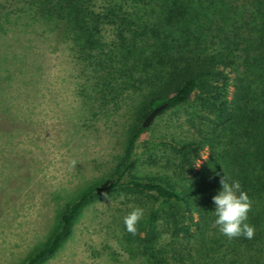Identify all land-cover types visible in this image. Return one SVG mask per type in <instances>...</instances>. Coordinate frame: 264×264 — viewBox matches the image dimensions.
<instances>
[{"label": "trees", "instance_id": "1", "mask_svg": "<svg viewBox=\"0 0 264 264\" xmlns=\"http://www.w3.org/2000/svg\"><path fill=\"white\" fill-rule=\"evenodd\" d=\"M19 17L28 21L25 44L9 39ZM47 34L68 46L83 102L117 105L131 92L142 99L110 176L65 205L25 264L54 257L102 194H123L129 213L144 209L136 235L120 214V244L131 262L264 264V0H0V117L11 126L18 100L39 93L29 49ZM196 99L203 109L189 120L194 134L153 142L158 156L142 176L137 150L154 125L143 128L147 115ZM223 173L252 201V239L229 240L213 227Z\"/></svg>", "mask_w": 264, "mask_h": 264}, {"label": "rangeland", "instance_id": "2", "mask_svg": "<svg viewBox=\"0 0 264 264\" xmlns=\"http://www.w3.org/2000/svg\"><path fill=\"white\" fill-rule=\"evenodd\" d=\"M27 23L24 17L15 19L11 42L16 38L25 44ZM32 45L29 63L36 67L33 80L39 93L18 100L17 125L0 117V264H25L57 228L65 205L85 186L110 176L133 125L132 111L142 99L131 92L120 95L117 105L85 103L78 96L79 67L68 46L52 34L35 38ZM233 93L231 89L230 98ZM202 109L196 99L156 118L137 150L142 176L158 156L151 144L194 134L189 120ZM206 150L198 168L208 158ZM122 200L117 194L97 198L56 255L43 264H137L120 244V214L127 216L130 207Z\"/></svg>", "mask_w": 264, "mask_h": 264}, {"label": "clouds", "instance_id": "3", "mask_svg": "<svg viewBox=\"0 0 264 264\" xmlns=\"http://www.w3.org/2000/svg\"><path fill=\"white\" fill-rule=\"evenodd\" d=\"M221 190L212 200L215 205L213 212L216 217L213 227L229 240L244 237L252 239L255 235V227L248 221V213L252 210V201L248 194L242 190L238 180H232L223 173L220 179ZM123 194L121 199H123ZM144 217V209L135 208L124 217V225L132 235L138 232V224Z\"/></svg>", "mask_w": 264, "mask_h": 264}, {"label": "water", "instance_id": "4", "mask_svg": "<svg viewBox=\"0 0 264 264\" xmlns=\"http://www.w3.org/2000/svg\"><path fill=\"white\" fill-rule=\"evenodd\" d=\"M168 108V103H163L159 105L158 107L154 108L145 118L142 126L143 128H148L152 122L156 120V118L166 109Z\"/></svg>", "mask_w": 264, "mask_h": 264}]
</instances>
